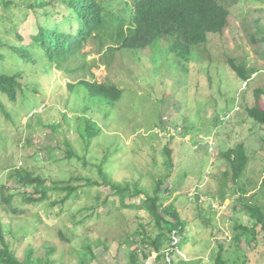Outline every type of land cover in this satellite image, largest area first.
I'll use <instances>...</instances> for the list:
<instances>
[{"label": "rangeland", "instance_id": "obj_1", "mask_svg": "<svg viewBox=\"0 0 264 264\" xmlns=\"http://www.w3.org/2000/svg\"><path fill=\"white\" fill-rule=\"evenodd\" d=\"M13 1L8 8L0 4V40L31 45L41 63L39 48L30 39L38 32L37 12L22 0ZM225 3L230 8L228 25L221 34L210 35L205 45L189 50L156 45L144 51H117L112 58L89 43L80 52L86 54L85 59L77 64L90 67L92 77L86 70L70 76L52 66H48L47 76L32 71L41 88L39 93H29L28 105L35 108L15 107L20 117L16 127L0 119L2 140L8 146L0 154V183L18 188L15 179L8 178L10 166L42 174L47 184L52 178L100 181L93 166L101 157L100 145L93 140L87 152L77 144L85 134V101L81 95L70 97L66 84L83 76L97 83L111 82L123 90V97L113 108L115 124L104 126L103 132L116 137L124 149H120L123 154L117 156L118 162L108 161L105 168L116 182L141 181L150 193L154 183L163 180L164 204L173 203L185 223L183 238L175 236L173 243L179 246L173 259L214 264L221 252L225 264H264V231L249 209L256 208L264 217V126L246 112L255 104V91L264 90V0ZM230 59L256 73L248 82L241 81L230 69ZM261 100L264 103V93ZM27 138L32 148L23 150ZM64 138L88 162L65 159ZM238 144L244 146L248 162L235 181L225 154ZM167 148L173 158L171 172L165 166ZM98 194L99 203L107 200L104 210L112 211L110 215L99 217L98 211L91 210ZM113 202L117 208V196L104 186L86 189L55 213H48L44 204L23 205L15 199L13 205L21 212L11 217L0 212L1 230L20 258L29 243L37 255L44 254L41 245L54 248L51 259L56 264H82L84 257V264H128L134 246L125 244L126 233L138 228L135 219L139 213L109 210ZM138 202L139 198L127 201ZM147 222V234L153 236L156 226L149 218ZM59 230L73 240L62 241ZM25 235L32 237L26 239ZM86 239L94 257L85 249ZM155 256L145 264H165L155 262Z\"/></svg>", "mask_w": 264, "mask_h": 264}, {"label": "trees", "instance_id": "obj_2", "mask_svg": "<svg viewBox=\"0 0 264 264\" xmlns=\"http://www.w3.org/2000/svg\"><path fill=\"white\" fill-rule=\"evenodd\" d=\"M225 1L132 0L130 3L129 0H22L23 5L37 12L38 32L30 39L32 45L39 48L43 61L40 63V59L35 58L30 50L31 45L20 46L0 40V119L7 121L11 127L18 125L20 117L16 108L28 107V100L31 98L29 93H39L41 89L39 83L32 78V71L47 76L50 71L48 66H52L66 71L70 76L84 70L88 72L90 67L77 62L85 59L86 54L80 52L89 43L96 45L99 53L103 51L106 56L112 58L117 51H144L156 45L186 50L193 46L205 45L210 35L221 34L228 25L230 8ZM0 4L8 8L14 5V1L0 0ZM7 61L11 62L10 65ZM229 67L243 82H248L256 73L232 59L229 60ZM88 74L93 76L91 72ZM66 90L70 97L78 99L81 95L80 99L85 101V134L77 139V144L87 152L93 140L100 145L101 157L93 163V166L97 167L100 181L90 177H71L65 181L52 178L47 184V178L42 174H33L23 167L10 166L8 178L15 179L18 188L9 189L6 184L0 183V212L10 217L20 213L21 210L13 205L16 199L23 205L44 204L48 213H55L66 208L73 197L80 196L86 189L104 186L110 188L118 198L117 208L113 202L114 206L109 210L139 213L135 219L138 228L135 232H130L131 234L126 233L125 244L134 246L129 251L128 264H145L153 254L156 255L155 262L191 264L189 261L173 259L179 246L178 243H173V235L183 238L185 223L173 203L164 204L161 196L163 180L156 181L150 193L141 186V181L116 182L105 168L108 161L117 163V156L123 154L120 149L122 147L123 150L124 147L117 138L103 132L104 126L107 128L116 122L111 115L113 108L122 101L123 90L111 82L97 83L87 80L84 76L79 77L74 84H66ZM263 93L262 89L255 91V104L247 108L246 112L252 121L264 126V103L261 100ZM29 107V111L35 108ZM32 116L34 118L37 115ZM33 118L29 119L28 124H31ZM2 137L0 133V154L8 149L7 141L2 140ZM63 141L65 159L76 157L80 161L88 162L86 156L84 158L76 154L69 139L64 138ZM30 144L31 140L27 138L21 149L32 148ZM33 150V155H36V148ZM164 154L167 156L165 166L168 172H171L173 158L168 148ZM225 159L236 181L248 162L244 146L238 144L229 149ZM135 198H139L138 203H127ZM106 201L103 203L107 205ZM99 202L100 194L96 196L91 210L98 211L99 217L102 214L110 215L112 211L104 210L105 204ZM249 209L251 217L264 231V217L260 211L256 208ZM147 218L156 226L153 236L147 234ZM244 231L250 230L244 228ZM58 236L66 242H71L74 238L69 239L62 230H59ZM135 236H140V240H135ZM24 237L28 239L32 235ZM89 241L85 240V249L94 257ZM41 247L44 254L37 255V251L28 243L25 256L18 257L16 248L6 241L0 224V264H56V261L51 259L54 248L46 244ZM79 257L81 259L83 255ZM84 263L85 257L82 258V264ZM214 264H225L221 252L215 257Z\"/></svg>", "mask_w": 264, "mask_h": 264}, {"label": "built area", "instance_id": "obj_3", "mask_svg": "<svg viewBox=\"0 0 264 264\" xmlns=\"http://www.w3.org/2000/svg\"><path fill=\"white\" fill-rule=\"evenodd\" d=\"M173 237H174V241H176L175 234H174V236H173Z\"/></svg>", "mask_w": 264, "mask_h": 264}]
</instances>
